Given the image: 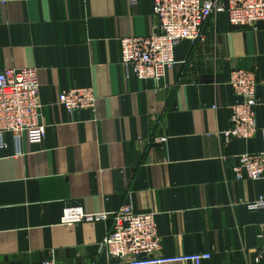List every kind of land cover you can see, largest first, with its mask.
<instances>
[{
	"label": "crops",
	"instance_id": "obj_1",
	"mask_svg": "<svg viewBox=\"0 0 264 264\" xmlns=\"http://www.w3.org/2000/svg\"><path fill=\"white\" fill-rule=\"evenodd\" d=\"M154 22L152 0H0V69L36 67L45 125L19 142L3 136L0 264H42L51 251L61 264H126L98 248L109 221L61 220L67 207L121 204L154 214L163 256L264 264V210L247 207L264 178L236 180L232 169L264 150V22L210 16L204 41L179 42L158 83L126 75L119 59V39L150 34ZM239 68L256 75L257 129L224 144ZM85 86L94 112L57 103L59 91Z\"/></svg>",
	"mask_w": 264,
	"mask_h": 264
},
{
	"label": "built area",
	"instance_id": "obj_2",
	"mask_svg": "<svg viewBox=\"0 0 264 264\" xmlns=\"http://www.w3.org/2000/svg\"><path fill=\"white\" fill-rule=\"evenodd\" d=\"M152 10L155 22L150 34L120 38L119 59L126 75L157 83L175 66L174 48L179 42L204 41V24L210 16L225 13L228 22L235 27L264 22V0H152ZM228 83L240 102L230 107V125L220 132L224 144L232 139H250L257 129L256 75L243 68L233 69ZM39 87L36 67L0 69V146L5 145V133L15 134L18 142L21 134L27 135L34 129L44 133ZM58 93L57 103L71 113L96 109L97 95L91 87H72ZM232 169L236 180L264 178V150L242 153ZM247 207L264 210V195L247 203ZM61 220L65 224L83 220L109 221L98 248L126 264H201L211 257L208 253L197 252L161 255L154 214L137 212L132 204H121L110 213L95 214L86 213L80 207H67ZM42 264L61 262L51 251Z\"/></svg>",
	"mask_w": 264,
	"mask_h": 264
}]
</instances>
